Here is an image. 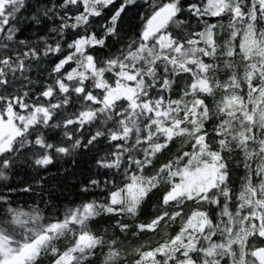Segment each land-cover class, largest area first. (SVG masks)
I'll use <instances>...</instances> for the list:
<instances>
[{
  "label": "snow or ice",
  "instance_id": "6c2138e0",
  "mask_svg": "<svg viewBox=\"0 0 264 264\" xmlns=\"http://www.w3.org/2000/svg\"><path fill=\"white\" fill-rule=\"evenodd\" d=\"M0 264H264V0H0Z\"/></svg>",
  "mask_w": 264,
  "mask_h": 264
}]
</instances>
